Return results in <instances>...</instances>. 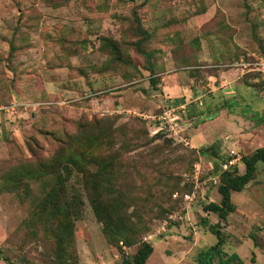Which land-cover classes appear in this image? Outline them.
<instances>
[{
	"label": "rangeland",
	"instance_id": "374dc122",
	"mask_svg": "<svg viewBox=\"0 0 264 264\" xmlns=\"http://www.w3.org/2000/svg\"><path fill=\"white\" fill-rule=\"evenodd\" d=\"M253 52L264 0H0V264H218L212 228L264 264V161L205 207L264 148V80L229 67Z\"/></svg>",
	"mask_w": 264,
	"mask_h": 264
},
{
	"label": "trees",
	"instance_id": "16d2710c",
	"mask_svg": "<svg viewBox=\"0 0 264 264\" xmlns=\"http://www.w3.org/2000/svg\"><path fill=\"white\" fill-rule=\"evenodd\" d=\"M256 74H251V77H255ZM214 112L210 113L208 115L212 116ZM264 121V120H263ZM207 147H200L199 151L200 154H205L206 153V148ZM257 160H262L264 161V148H259L255 151V153L249 157V158H244L242 156L241 160L243 163H245V172L240 175H235L233 176L230 180H228L225 183H222L219 185L218 190L222 195L221 202L220 204H215V203H209L205 207L208 210L212 211H222V210H230L231 209V204H230V191L231 190H238L240 186L244 183H246L249 179L252 178V173H253V162ZM230 169V168H228ZM227 171V170H225ZM92 202V207L97 214V216L100 218L102 222H107V216L105 214L106 208L102 207L100 204V199L99 196H94L91 200ZM115 226L122 227L126 223L123 222L119 218H115L114 222ZM116 226V227H117ZM124 227V226H123ZM211 231L216 234V236L219 238L218 244L213 246L211 249L214 251V254L219 257L218 259V264H243L242 259L238 256L237 253H232L226 256V258L223 257V253H221V250L219 248V244L221 243V237H220V232L218 230H214L213 228ZM153 246L146 242L137 252L134 254L132 259H124L121 264H144L146 259L148 258L149 254L152 252ZM209 252V251H208ZM207 251L203 252L201 256H199V262L201 264H207L206 260V253Z\"/></svg>",
	"mask_w": 264,
	"mask_h": 264
},
{
	"label": "built area",
	"instance_id": "2783aa9c",
	"mask_svg": "<svg viewBox=\"0 0 264 264\" xmlns=\"http://www.w3.org/2000/svg\"><path fill=\"white\" fill-rule=\"evenodd\" d=\"M229 67L231 72L241 79L249 78L248 76H251V74H256L257 77L264 80V53L253 52L247 54L246 56L239 58L236 62L231 63ZM195 100H198V97ZM188 103L189 102H187V104ZM199 103H201L200 100ZM181 107H184V105L182 104ZM175 111L176 109L171 108L165 114L170 116V114H175ZM175 117L176 116H174L172 120H174ZM241 158L242 156L238 152L232 150L230 154L223 158V168L227 169L228 167L235 165L241 160Z\"/></svg>",
	"mask_w": 264,
	"mask_h": 264
},
{
	"label": "crops",
	"instance_id": "0c3cea01",
	"mask_svg": "<svg viewBox=\"0 0 264 264\" xmlns=\"http://www.w3.org/2000/svg\"><path fill=\"white\" fill-rule=\"evenodd\" d=\"M239 81H241L240 79L235 83L236 85H239L238 83H239ZM231 92H233V90L231 91ZM197 126H199L198 127V129H196L195 130V134L193 133V136H192V138H191V143H193V146L194 147H196V146H199V147H207V145H211L212 143H210V142H208V141H202V139L200 138L202 135L200 134L201 133V127H204V125H203V123H202V125L200 126V124L199 125H197ZM200 136V137H199ZM204 138V137H203Z\"/></svg>",
	"mask_w": 264,
	"mask_h": 264
}]
</instances>
